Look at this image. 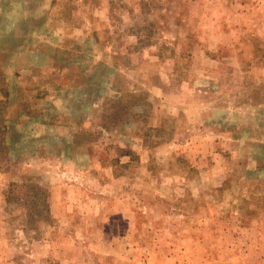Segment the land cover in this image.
<instances>
[{
  "label": "rangeland",
  "instance_id": "rangeland-1",
  "mask_svg": "<svg viewBox=\"0 0 264 264\" xmlns=\"http://www.w3.org/2000/svg\"><path fill=\"white\" fill-rule=\"evenodd\" d=\"M0 264H264V0H0Z\"/></svg>",
  "mask_w": 264,
  "mask_h": 264
},
{
  "label": "trees",
  "instance_id": "trees-1",
  "mask_svg": "<svg viewBox=\"0 0 264 264\" xmlns=\"http://www.w3.org/2000/svg\"><path fill=\"white\" fill-rule=\"evenodd\" d=\"M11 185H14V184H11ZM32 186H34V187H38V186H35V185H32ZM35 189H39V187H38V188H35Z\"/></svg>",
  "mask_w": 264,
  "mask_h": 264
}]
</instances>
